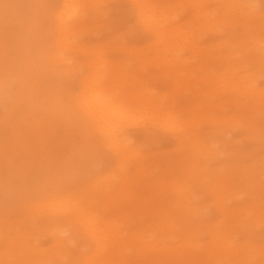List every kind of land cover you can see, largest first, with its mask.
I'll list each match as a JSON object with an SVG mask.
<instances>
[{"label": "snow or ice", "instance_id": "1", "mask_svg": "<svg viewBox=\"0 0 264 264\" xmlns=\"http://www.w3.org/2000/svg\"><path fill=\"white\" fill-rule=\"evenodd\" d=\"M26 7L40 10L41 38L22 46L7 20L0 33L6 135L44 117L72 136L55 166H40L6 142L0 264H133L95 257L119 244L155 252L193 242L226 257L204 264H264V0H42ZM193 51L196 63H185ZM189 82L232 103L189 111L177 88ZM161 154L180 157L153 176L170 206L136 226L109 199ZM217 183L249 189L240 202L247 212L221 226L212 198L183 195ZM37 249L62 258H39Z\"/></svg>", "mask_w": 264, "mask_h": 264}, {"label": "rangeland", "instance_id": "2", "mask_svg": "<svg viewBox=\"0 0 264 264\" xmlns=\"http://www.w3.org/2000/svg\"><path fill=\"white\" fill-rule=\"evenodd\" d=\"M4 2L1 3V2ZM8 4L5 5V3ZM42 0H0V33L3 31L5 21L7 20L14 29L17 30V36L20 44L29 38L37 41L41 38V29L38 23L40 15L39 9L26 7V5L40 3ZM179 2L198 3V2H228V0H179ZM243 2V0H237ZM6 6V7H5ZM253 15L255 10H249ZM3 16V17H2ZM34 17V18H33ZM36 17V18H35ZM23 18V20H22ZM35 19L36 21H34ZM2 22V23H1ZM25 22L26 26L33 23L32 35L26 36V32L21 25ZM259 25L257 24V31ZM22 38V39H21ZM31 41V42H33ZM192 45H188L191 48ZM193 47V46H192ZM185 63L195 64L198 56L195 51L191 55L183 58ZM177 88L185 100L186 107L189 111L197 112L203 108H214L217 111H223L230 106L232 101L223 99H211L206 96L199 88L195 87L194 82L177 83ZM258 104L254 106L251 119L255 126V136L257 141V150L259 142V131L261 121V111ZM72 136V131L64 124L51 119L40 117L20 125H12L8 128L6 135L5 125L2 119V110H0V222H2L4 202H5V184H4V152L6 142L16 152H22L32 158L40 166H55L61 159L63 151ZM195 143L193 139L192 144ZM190 144L189 152L192 150ZM180 161V157L161 154L157 159H153L141 164L133 177L126 183L125 188L109 199L112 210L118 214H125L133 220L134 225L141 226L145 223L146 218L155 220L160 213L170 206L168 191L153 180L156 172L163 168L171 167ZM217 175L228 177L230 173L225 169H218ZM257 206L259 204V177L257 175ZM10 197L15 198V190L7 193ZM249 195V189L246 186H233L228 183H217L204 185L199 189H194L185 193V198L190 201H200L206 198H212L213 207L216 215L219 217L217 226L225 225L231 219L232 215L247 209L240 206V202L246 200ZM241 215V213H240ZM259 228V217L256 222ZM121 245V246H120ZM108 252H98L95 258L107 261H131L133 264H204V262L224 259V256L216 247L204 246V252L195 250H179V254L173 253V250L150 251L138 247H130L120 244ZM83 248V246H81ZM209 247V249H208ZM127 248V251L125 250ZM133 248V249H132ZM208 249V250H207ZM193 251V250H192ZM180 253H182L180 255ZM39 258H62L60 252L50 253L44 249L35 250ZM176 261L171 262V259ZM176 257V258H174ZM2 258V257H1ZM116 260H115V259ZM256 258L259 259L257 252ZM121 259V260H120Z\"/></svg>", "mask_w": 264, "mask_h": 264}, {"label": "bare ground", "instance_id": "3", "mask_svg": "<svg viewBox=\"0 0 264 264\" xmlns=\"http://www.w3.org/2000/svg\"><path fill=\"white\" fill-rule=\"evenodd\" d=\"M1 3L4 4L3 1H2ZM198 3H200V2H198ZM6 4H8V2H6L5 5H6ZM0 6L2 7V6H4V5L1 4ZM5 7H6V6H5ZM0 10L2 11V8H1ZM2 12H3V11H2ZM2 12H0V13H2ZM2 17H3V16H2ZM33 18H34V17H33ZM35 18H36V17H35ZM22 20H23V18H22ZM33 20L36 21L35 19H33ZM23 21H24V20H23ZM1 23H2V22H1ZM21 25L24 26V27L22 28V29H24V31H22V32H26V31L28 30V33H27L26 36H29V37H30V36L32 35V31H31V30H32V28L34 27V26H32L33 23L30 24L29 26H26V27H25V25H26L25 22H22ZM34 28H35V27H34ZM34 28H33V29H34ZM21 39H22V38H21ZM31 41H33L32 38L26 39V40L22 43V46H25V45L29 44ZM191 47H192V46H191ZM257 101H258V100H257ZM256 104H258V102H255V105H256ZM183 195L185 196V193H183ZM240 213H241V215H243V211H238V212H236V213H234V214H233V213H232V214H231V213H228V216H229V215H232V216H233V215H240ZM229 217H231V216H229ZM119 245H120V244H119ZM120 246H121V245H120ZM203 247H204V246H201V245L198 244L197 242H193V244L190 245L189 248L186 249V251H191V252H189V253H192V252H194V251L196 250V251H197V254H199V252H204V251H205V250L203 249ZM209 247H215V246L212 245V246H209ZM209 247H208V249H209ZM132 249H133V248H132ZM140 249H141V248H140ZM208 249H207V250H208ZM125 250L127 251V248H126ZM192 250H193V251H192ZM178 251H179V250H173V253H175V254H176V253L179 254ZM100 252H101V251H100ZM181 254H182V253H180V255H181ZM0 258H1V257H0ZM174 258H176V257H174ZM215 258H216V260H220V259H219L220 257H216V256H215ZM224 258H226V257L224 256ZM114 259H115V258H114ZM115 260H116V259H115ZM120 260H121V259H120ZM172 260H173V261H176V259H173V257H172V259H171V262H172ZM216 260H213V261H216ZM110 261H111V260H110ZM172 263H174V262H172Z\"/></svg>", "mask_w": 264, "mask_h": 264}]
</instances>
